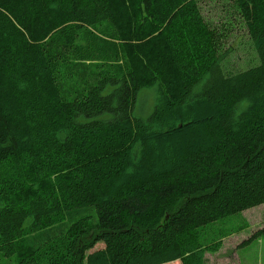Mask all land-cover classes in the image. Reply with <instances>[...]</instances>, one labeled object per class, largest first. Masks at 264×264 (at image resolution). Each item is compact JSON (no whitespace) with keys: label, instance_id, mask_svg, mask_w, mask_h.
Listing matches in <instances>:
<instances>
[{"label":"trees","instance_id":"1","mask_svg":"<svg viewBox=\"0 0 264 264\" xmlns=\"http://www.w3.org/2000/svg\"><path fill=\"white\" fill-rule=\"evenodd\" d=\"M201 1L0 0L1 264H205L264 203V0L240 69Z\"/></svg>","mask_w":264,"mask_h":264},{"label":"rangeland","instance_id":"2","mask_svg":"<svg viewBox=\"0 0 264 264\" xmlns=\"http://www.w3.org/2000/svg\"><path fill=\"white\" fill-rule=\"evenodd\" d=\"M200 10L204 18L217 26L225 27L227 34L224 48H230L225 60L234 67L246 68L259 62L257 53L249 45L246 27L236 12L234 4L228 0H209L200 2ZM77 78L67 85L70 89L81 88L85 82H91L94 64L91 61L77 62ZM149 110V109H148ZM207 229L206 239H221L216 251H206L205 264H264V234L245 243L251 234L264 226V203L246 209L238 214L229 215L212 223ZM209 227V226H208ZM222 233V235L219 234ZM204 240L205 237L202 236ZM212 240V241H213ZM98 243L96 246H100ZM1 258V257H0ZM1 262V259H0ZM5 261L3 260L2 263ZM182 264L179 259L163 264ZM1 264V263H0Z\"/></svg>","mask_w":264,"mask_h":264}]
</instances>
